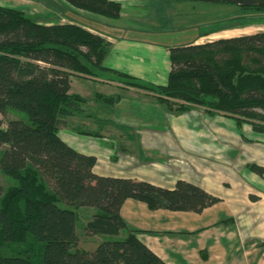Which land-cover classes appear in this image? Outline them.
Segmentation results:
<instances>
[{"label": "trees", "instance_id": "1", "mask_svg": "<svg viewBox=\"0 0 264 264\" xmlns=\"http://www.w3.org/2000/svg\"><path fill=\"white\" fill-rule=\"evenodd\" d=\"M63 1L106 19H117L121 10L117 0ZM168 1L228 5L264 16V0ZM109 49L104 38L81 26L46 25L0 7V116L17 111L27 117L26 122L9 119L5 127L0 117V174L16 183L10 189L0 185V248L29 243L14 255L0 253V264H166L126 228L120 216L124 202L135 200L151 211L196 214L220 202L181 180L169 190L94 174L96 158L76 152L59 136L87 104L70 93L73 75L151 92L174 115L199 108L264 133V32L170 48L164 86L104 67ZM117 101L95 96L103 105ZM249 170L264 174L257 165ZM81 207L95 209L85 234L110 240L79 248L74 210Z\"/></svg>", "mask_w": 264, "mask_h": 264}, {"label": "crops", "instance_id": "2", "mask_svg": "<svg viewBox=\"0 0 264 264\" xmlns=\"http://www.w3.org/2000/svg\"><path fill=\"white\" fill-rule=\"evenodd\" d=\"M117 1L121 7L117 19L91 18L96 27L74 24L110 44L104 67L153 86L166 83L170 48L203 44L211 33L201 31L198 22L195 28L180 25L166 30L156 23L161 16L145 14L190 1L164 2L166 8L162 0ZM173 13L168 19L179 15ZM172 30L189 32L171 40ZM76 78L81 80L76 82V92L70 93L87 101L85 112L69 120L72 133L68 126L59 136L76 152L96 158L94 174L169 190L181 180L220 200L199 214L151 211L141 202L126 200L120 216L139 241L166 264H264V174L249 170L250 165L264 168V133L199 108L174 115L151 92L119 82ZM82 80L94 87L84 90ZM72 83L71 77L70 89ZM96 95L118 97V101L99 104Z\"/></svg>", "mask_w": 264, "mask_h": 264}, {"label": "rangeland", "instance_id": "3", "mask_svg": "<svg viewBox=\"0 0 264 264\" xmlns=\"http://www.w3.org/2000/svg\"><path fill=\"white\" fill-rule=\"evenodd\" d=\"M162 2L170 3L171 1L162 0ZM166 3L162 5L163 8L166 6ZM0 6L22 11L33 21L38 23L44 22L43 24H45L46 22L50 24H74L78 22L83 24H90L91 26L96 27V20L90 19L103 18L101 16H97L82 10L75 9L65 3L63 0H8V2L6 0H0ZM167 8L168 9L166 10L164 9L158 11H146L147 7H145V9L141 12L144 13L146 11L145 14L149 18L154 16H161L163 19L156 23L165 27L166 30H170L171 28L177 29L180 27V25H190L195 28L194 23L198 22L197 25H199V29L201 31L205 30V32H211L209 35H207L208 37L206 38V42L214 41L221 38H230L241 35L253 34L256 32H264L263 15L241 10L238 7L190 1L189 3L181 5L180 7L175 6L173 8ZM174 11L176 13L179 12V15H175L174 20L168 19V15H173ZM162 14H167V16H163ZM147 24L152 25L149 23ZM178 32L174 30L168 32V35L171 37V40H173L175 36L180 35L182 32L188 33L189 31L185 30L181 31L180 33ZM76 77V75L72 76L73 88H71L70 90H73V92H76V82L79 83V81L81 80V78H79V81H77ZM82 83L84 90H91V88L94 87L91 83L89 84L85 82V80H82ZM163 109L166 110L164 107ZM0 117L2 119L3 127H5L6 122L9 119L22 120L24 122L27 121V117L17 111H10L6 115ZM70 124L71 123H69L68 126ZM71 129L72 127L69 126V133H72L73 130ZM0 185L4 189H10L15 187L16 183L11 176L0 174ZM60 207H64V204L60 203ZM74 211L77 216L76 234L79 237V248L91 249L93 248V246L95 247L99 242L111 239V237L108 236H92L85 234L84 226L87 220H89V218L92 216L91 211L95 212V209L81 207ZM28 247L29 243L5 245L0 248V253L3 256L8 257L16 254L21 249H25Z\"/></svg>", "mask_w": 264, "mask_h": 264}]
</instances>
